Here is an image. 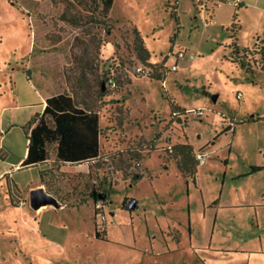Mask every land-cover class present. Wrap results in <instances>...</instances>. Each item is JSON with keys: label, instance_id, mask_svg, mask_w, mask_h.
Instances as JSON below:
<instances>
[{"label": "rangeland", "instance_id": "374dc122", "mask_svg": "<svg viewBox=\"0 0 264 264\" xmlns=\"http://www.w3.org/2000/svg\"><path fill=\"white\" fill-rule=\"evenodd\" d=\"M263 47L264 0H114L107 16L101 0H0V264H264ZM59 92L97 112L99 157L63 165L50 148L47 166L12 170ZM36 190L53 199L38 211Z\"/></svg>", "mask_w": 264, "mask_h": 264}, {"label": "trees", "instance_id": "16d2710c", "mask_svg": "<svg viewBox=\"0 0 264 264\" xmlns=\"http://www.w3.org/2000/svg\"><path fill=\"white\" fill-rule=\"evenodd\" d=\"M114 0H101L102 13L107 16L112 8ZM178 0H174L176 3ZM71 5V4H69ZM66 12V11H65ZM61 20L72 26L77 25L76 18L62 14ZM236 25L233 24L234 28ZM133 51L136 58L143 65H149V52L145 48L139 33L133 29ZM264 62V47L260 53ZM243 67L247 64L240 62ZM109 74V73H108ZM155 72L148 76L150 79L159 80V75ZM106 86V77L103 80ZM118 87V86H117ZM102 88V86H101ZM107 89H109L107 87ZM115 90V89H114ZM103 94V93H102ZM172 117L177 118L181 115L173 103L170 102ZM26 129V157L23 160L22 167H33L49 160L50 148L53 150L55 161L62 164H81L83 162L96 160L100 155V137L101 129L99 125V116L85 101H77L73 95L61 93L48 97L45 100V106L41 114L32 116L25 125ZM225 132L228 129L224 130ZM177 156L180 157L177 167L181 172L193 179L192 165L190 160L193 151L188 144H178L173 147ZM197 164V163H196ZM261 168H251L252 172ZM133 181H139L141 176H134ZM95 202L98 197L107 199V193L98 194L91 192Z\"/></svg>", "mask_w": 264, "mask_h": 264}, {"label": "built area", "instance_id": "2783aa9c", "mask_svg": "<svg viewBox=\"0 0 264 264\" xmlns=\"http://www.w3.org/2000/svg\"><path fill=\"white\" fill-rule=\"evenodd\" d=\"M184 55L183 53H179L178 54V58H182ZM132 74L137 75V76H150L152 74V71L148 70L147 68L143 67V66H136L135 68H133V71H131ZM121 74L116 73V72H109V74L106 77V86L110 89V90H114L117 88L118 86V77H120ZM240 94L237 95V97H239ZM199 113V112H197ZM167 151L169 153H172V148L168 147ZM195 160L198 162V164H203L204 163V155L200 154V153H196L195 154ZM137 166H140L139 163L136 164ZM101 205L98 204L96 205V209H100ZM103 218V216H102Z\"/></svg>", "mask_w": 264, "mask_h": 264}, {"label": "crops", "instance_id": "0c3cea01", "mask_svg": "<svg viewBox=\"0 0 264 264\" xmlns=\"http://www.w3.org/2000/svg\"><path fill=\"white\" fill-rule=\"evenodd\" d=\"M53 46V47H52ZM51 47H48V48H46V49H56L57 47H58V45L56 44L55 46L54 45H52ZM44 48V47H43ZM45 51H47V50H45V48H44V50H42V52L41 53H47V52H45ZM149 66V65H148ZM130 86H131V83H130ZM64 90V89H63ZM61 93H64V92H59V93H50V95H46V97H44L43 98V104H42V111H43V108H44V106H45V100L48 98V97H51V96H54V95H58V94H61ZM69 94V93H68ZM69 95H71V94H69ZM124 102H125V100H124ZM42 113V112H41ZM26 153H27V150L25 149V151H24V154H23V156L19 159V161L16 163V164H13V167L11 168L12 170H16V169H18V168H22V166H21V162L25 159V157H26ZM94 160H91V161H87V162H83V163H81V164H63V165H81V166H88V163L90 162H93ZM49 162V160H47L46 162H44V163H41V164H38V165H36V166H33V167H39V166H47V163ZM59 163V162H58ZM60 164H62V163H60ZM204 164V163H203ZM27 168H30V167H27ZM10 169V170H11ZM7 171H9V170H5V171H2L1 173H0V177L4 174V173H6ZM42 183H40V186L42 187Z\"/></svg>", "mask_w": 264, "mask_h": 264}, {"label": "water", "instance_id": "95a60500", "mask_svg": "<svg viewBox=\"0 0 264 264\" xmlns=\"http://www.w3.org/2000/svg\"><path fill=\"white\" fill-rule=\"evenodd\" d=\"M52 198L48 197L46 194L42 193L40 190H36L35 192H32L30 195V205L33 208H37L39 205L42 204H49L52 202ZM126 208L128 210H133L136 208V201L130 200L129 203H127Z\"/></svg>", "mask_w": 264, "mask_h": 264}, {"label": "flooded vegetation", "instance_id": "af4514ba", "mask_svg": "<svg viewBox=\"0 0 264 264\" xmlns=\"http://www.w3.org/2000/svg\"><path fill=\"white\" fill-rule=\"evenodd\" d=\"M129 201L130 200H123L122 201V204H121V208L123 209V210H126V211H129V212H132V210H128L127 208H126V205H127V203H129Z\"/></svg>", "mask_w": 264, "mask_h": 264}, {"label": "bare ground", "instance_id": "6f19581e", "mask_svg": "<svg viewBox=\"0 0 264 264\" xmlns=\"http://www.w3.org/2000/svg\"><path fill=\"white\" fill-rule=\"evenodd\" d=\"M43 207H47V204L39 205V206L36 208V210L38 211V210H40V209L43 208ZM51 208H52V207H51Z\"/></svg>", "mask_w": 264, "mask_h": 264}]
</instances>
